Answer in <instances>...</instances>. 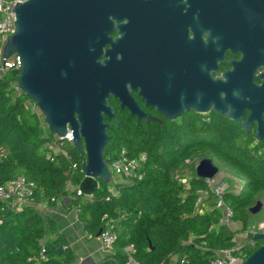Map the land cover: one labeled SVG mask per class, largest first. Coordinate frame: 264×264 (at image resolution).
<instances>
[{
  "label": "trees",
  "instance_id": "16d2710c",
  "mask_svg": "<svg viewBox=\"0 0 264 264\" xmlns=\"http://www.w3.org/2000/svg\"><path fill=\"white\" fill-rule=\"evenodd\" d=\"M19 72L9 68L0 75V148H7V155L0 158V186L23 176L37 189L30 204L20 210L0 201V264H72L76 260L63 236L47 240L57 227L37 208L59 199L68 200L77 210L89 236L97 237L102 228L116 232L113 250L102 264H126L129 256L139 264H172L174 259V264H211L217 252L237 246V232L221 224L222 212L205 179L195 172L185 184L178 177L184 162L197 153L214 157L242 178L238 191L226 190L223 200L233 211V222L241 224V232H249L253 217L249 209L264 195V147H251L234 122L215 112L193 113L179 125L169 122L143 131L136 126L131 129L129 119L119 111L118 121L108 129L105 159L111 164L123 149L129 156L145 153L143 177L131 184L100 181L95 194L86 197L67 189L69 181L76 187L85 177L86 155L68 144V158L48 157L45 146L54 135L35 103L17 89ZM200 189L207 192L203 212L195 207ZM261 245V240L248 234L234 254L246 260Z\"/></svg>",
  "mask_w": 264,
  "mask_h": 264
},
{
  "label": "flooded vegetation",
  "instance_id": "af4514ba",
  "mask_svg": "<svg viewBox=\"0 0 264 264\" xmlns=\"http://www.w3.org/2000/svg\"><path fill=\"white\" fill-rule=\"evenodd\" d=\"M108 38L104 51L128 95L124 107L110 99L116 120L105 116L109 127L119 111L131 129L179 125L195 113L187 105L195 89L219 81L222 97L244 101L243 120L256 118L249 132L230 121L251 147H264L255 138L264 110L252 109L264 99V0H121L111 5Z\"/></svg>",
  "mask_w": 264,
  "mask_h": 264
},
{
  "label": "water",
  "instance_id": "95a60500",
  "mask_svg": "<svg viewBox=\"0 0 264 264\" xmlns=\"http://www.w3.org/2000/svg\"><path fill=\"white\" fill-rule=\"evenodd\" d=\"M120 1L16 2L12 9L16 17L15 31L7 36L2 51L4 60L14 55L22 58L17 86L35 103L49 131L59 137H65L70 131L74 146L86 155L85 177L79 190L88 197L95 194L100 181L107 185L112 183V173L105 159V148L110 140L105 116L116 120L115 109L110 106L112 97L117 98L122 107L128 97L124 95L123 82L118 81L122 76L120 68L113 66L107 59L110 52L104 51L109 42L111 5ZM220 83L211 81L204 92L195 89L187 102L188 109L195 113L215 112L249 132L251 122L256 118L252 114L244 121L241 112L244 101L222 97ZM252 109L264 110V99L253 101ZM165 113L168 120L176 118ZM257 120L255 138L261 140L264 139V127L261 119ZM217 172L218 168L210 158H203L196 167V175L203 179H213ZM261 209L262 204L257 201L249 210L255 215ZM104 230L102 228L97 237ZM253 237L261 240L262 245L241 264H264V231ZM80 264L95 263L87 259Z\"/></svg>",
  "mask_w": 264,
  "mask_h": 264
},
{
  "label": "built area",
  "instance_id": "2783aa9c",
  "mask_svg": "<svg viewBox=\"0 0 264 264\" xmlns=\"http://www.w3.org/2000/svg\"><path fill=\"white\" fill-rule=\"evenodd\" d=\"M27 0H0V75L9 68L21 69L22 67V58L18 55H14L11 58L4 60L2 57L3 46L6 42L8 35L14 33L16 22L15 12L12 11L16 2H25ZM3 61L4 67H3ZM17 89L18 86H17ZM68 144H73L71 132L65 137H59L54 135L45 146L48 157L53 159L55 155H62L68 158V151L66 146ZM74 145V144H73ZM7 155V148H0V158H3ZM148 161V157L145 153H142L138 156H129L127 151L123 149L120 154L112 161L109 165V168L112 173V182L116 183L114 179H120L119 182H124L127 184L134 183L137 180L142 179L144 166ZM77 165L74 163L72 169L75 170ZM179 177V176H178ZM185 184H187L188 179L179 177ZM207 186L210 191L217 198L216 207L219 208L222 212V218L220 220L221 224L229 226L233 223V211L232 209L224 202L223 195L226 191L224 187L216 184L214 179H205ZM73 188V189H72ZM37 189V186L32 181L27 180L25 177H17L4 185L0 186V201L10 204L12 210H20L24 205L30 204L32 195ZM68 190H74L78 195H82L78 186H73L72 182L67 183ZM114 190V189H113ZM116 194V192L114 191ZM198 198L195 203V207L199 212H203V202L207 197V192L203 189L197 191ZM88 197V196H86ZM40 205V204H39ZM209 207H205L208 209ZM3 224V217L0 213V226ZM259 232L249 229L248 234L254 235ZM102 248L104 251H107L111 254L114 243L117 239V234L111 229H105L103 234L99 236ZM242 246V245H241ZM241 246H236L233 249L221 250L216 253L214 260L211 264H241L243 259L237 257L234 253L239 251ZM44 248L40 253L41 261L44 260ZM35 264H41L40 262ZM126 264H139L132 257H130Z\"/></svg>",
  "mask_w": 264,
  "mask_h": 264
},
{
  "label": "crops",
  "instance_id": "0c3cea01",
  "mask_svg": "<svg viewBox=\"0 0 264 264\" xmlns=\"http://www.w3.org/2000/svg\"><path fill=\"white\" fill-rule=\"evenodd\" d=\"M119 181L120 179H117L116 183ZM7 206L10 207V204H7ZM37 208L42 214L52 218L57 227V233L48 236L47 240L52 241L58 235H61L67 241L68 246L75 252L76 260L72 264H80L87 259L95 264H102L107 261L110 253L103 250L99 237L89 236L85 223L79 219L77 210L69 205L68 200L59 199L54 205L43 202ZM228 227L237 232L234 238L237 246H241L247 241V232H241L242 226L240 223L234 222L232 227L230 225ZM239 240L241 241L240 243L238 242ZM131 251V247L126 249L127 254H130Z\"/></svg>",
  "mask_w": 264,
  "mask_h": 264
},
{
  "label": "rangeland",
  "instance_id": "374dc122",
  "mask_svg": "<svg viewBox=\"0 0 264 264\" xmlns=\"http://www.w3.org/2000/svg\"><path fill=\"white\" fill-rule=\"evenodd\" d=\"M36 109L38 110L37 107ZM39 114L44 120V116L40 112ZM203 158H210L213 164L218 168L217 175L213 178L214 181H216V184L218 183V185H221L226 190L230 189L231 191H238L239 186L242 183V178L228 165L224 163H220L212 156L204 157L200 153L195 154L191 159L184 162L182 167L179 169L177 175L179 177H183L184 179H189L192 175H194V173L196 172V167ZM116 180L117 179L115 178L114 181L116 182ZM258 201L262 204V209L260 212L253 215L250 221V225H251L250 229L252 228L257 232H263L264 231V195H261ZM233 224L234 222L231 223L230 226L232 227ZM238 242L240 243L241 241L239 240ZM174 262L175 260H173L172 264H174Z\"/></svg>",
  "mask_w": 264,
  "mask_h": 264
}]
</instances>
